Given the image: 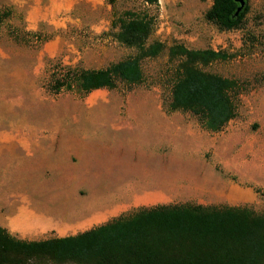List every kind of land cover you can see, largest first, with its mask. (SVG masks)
<instances>
[{"label":"rangeland","instance_id":"374dc122","mask_svg":"<svg viewBox=\"0 0 264 264\" xmlns=\"http://www.w3.org/2000/svg\"><path fill=\"white\" fill-rule=\"evenodd\" d=\"M246 4L239 26L220 30L204 19L211 0H77L69 13L25 31L22 13L0 0L8 13L0 26V140L11 141L0 143L2 214L8 198L65 220L91 211V228L155 205L263 214L264 0ZM128 13L150 23L146 45H163L140 59L142 80L84 95L53 92L61 66L100 69L137 54L114 37ZM173 44L227 55L201 67L237 85L235 116L219 131L168 109ZM155 190L165 198L155 200Z\"/></svg>","mask_w":264,"mask_h":264},{"label":"trees","instance_id":"16d2710c","mask_svg":"<svg viewBox=\"0 0 264 264\" xmlns=\"http://www.w3.org/2000/svg\"><path fill=\"white\" fill-rule=\"evenodd\" d=\"M154 3L157 0H146ZM234 0H211L204 19L220 30L239 26L247 11L246 0L237 16ZM7 12L0 13V26ZM126 16L116 20L115 39L137 50L100 69L61 66L51 89L79 95L112 89L118 82L142 80L140 59L163 49L159 42L146 45L150 23ZM212 49L167 48L173 63L168 109L194 115L209 131H219L235 116L236 82L204 72L201 67L224 60ZM0 264H264V213L245 208L201 205H155L137 209L74 235L39 241L11 236L0 227Z\"/></svg>","mask_w":264,"mask_h":264},{"label":"crops","instance_id":"0c3cea01","mask_svg":"<svg viewBox=\"0 0 264 264\" xmlns=\"http://www.w3.org/2000/svg\"><path fill=\"white\" fill-rule=\"evenodd\" d=\"M2 2L10 6L12 10L22 13L25 31H34L37 29L39 23L48 22L51 19L69 13L77 0H2ZM10 142L0 140V143L4 144H10ZM22 143L29 146L24 139ZM227 187L230 190H238L237 185L230 184ZM152 192L161 194L155 199L157 201L165 198L166 192L162 190ZM132 198L133 195L128 201H131ZM135 201L142 204L151 203L150 201ZM225 201L227 204L232 203V200L227 199ZM7 206L9 210L5 214H2L3 209H0V227L5 229L11 236L25 241H39L74 235L79 229V232L85 231L91 228V216L94 215H91V211H89L79 218L65 220L62 217L38 211L29 202L23 200L17 202L13 198H8ZM21 215H24L28 219V222H24L25 224L28 223V227L22 228L13 222L14 219Z\"/></svg>","mask_w":264,"mask_h":264},{"label":"water","instance_id":"95a60500","mask_svg":"<svg viewBox=\"0 0 264 264\" xmlns=\"http://www.w3.org/2000/svg\"><path fill=\"white\" fill-rule=\"evenodd\" d=\"M238 4L237 8L235 9L233 16H237L242 7L244 6V0H234Z\"/></svg>","mask_w":264,"mask_h":264}]
</instances>
